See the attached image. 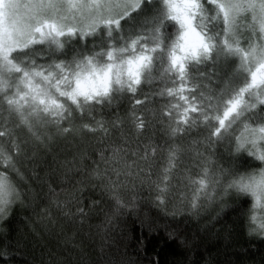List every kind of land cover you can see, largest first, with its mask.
<instances>
[{"label":"snow or ice","instance_id":"1","mask_svg":"<svg viewBox=\"0 0 264 264\" xmlns=\"http://www.w3.org/2000/svg\"><path fill=\"white\" fill-rule=\"evenodd\" d=\"M156 97L169 98L158 111L151 107ZM18 128L26 138L17 137ZM194 131L202 139L192 143L208 155L196 152L201 179L191 181L187 209L199 213L218 199L223 207L229 195L248 197L251 208L241 215L250 234L264 237V216L254 214L264 208V184L223 181L240 159L250 161L246 169L264 163V0H0V221L24 202L11 174L23 180L18 158L27 147L35 155L54 136L86 135L101 145L90 177L116 211L136 206L138 182L175 217L185 201L173 191L183 151L177 141ZM218 145L226 146L230 167L213 160ZM158 151L164 164L154 176ZM86 159L82 150L61 167L66 175L80 171ZM113 161L122 164L111 169L116 180L109 175ZM129 183L133 195L125 201L119 189ZM84 190L76 181L65 200L54 202L81 224ZM9 259L8 245L0 246V260Z\"/></svg>","mask_w":264,"mask_h":264},{"label":"trees","instance_id":"2","mask_svg":"<svg viewBox=\"0 0 264 264\" xmlns=\"http://www.w3.org/2000/svg\"><path fill=\"white\" fill-rule=\"evenodd\" d=\"M239 80L238 77L236 82ZM168 102L169 98L156 97L151 107L158 111ZM124 110L122 105L121 114ZM12 123H15L14 117ZM16 135L27 137L23 128L16 129ZM201 139L194 131L177 141L183 151L172 173V182L176 185L173 191L185 201L184 210L175 217L157 208L152 203L153 194L138 182L136 206L116 211L111 196L101 191L98 180L90 177L92 162L99 161L94 149L101 145L87 135L82 139L54 136L46 147L38 146L35 155L28 146L18 158L23 180L11 174L24 192V202L16 203L8 218L0 223V246L8 245V264H120L121 260H131L132 264H264V237L250 234L251 222H246L241 215L242 208H251L250 198L236 199L229 195L223 198V207L218 199L199 213L187 209V201L194 193L191 181L201 179L196 152L208 155L202 144L192 143ZM164 140L161 126L157 124L155 141L161 144ZM115 143L119 145L120 141L116 139ZM82 150L87 151L89 159L83 161L80 171L66 175L62 162ZM110 155L106 150L105 156ZM128 159L132 157L129 155ZM213 160L230 167L231 157L226 146H217ZM249 163L247 159H240L238 167L244 169ZM163 164V153L158 151L154 176ZM105 166L100 162L101 168ZM108 167L109 175L116 180L111 169L121 168V162L113 161ZM123 179L121 176L120 180ZM76 181H81L85 188L82 206L86 216L82 224L77 217L63 215L54 203L65 200ZM119 194L127 201L133 195L131 183L121 187ZM200 202L204 203L202 194ZM71 207L75 211L76 206ZM171 208L169 203L168 211ZM0 264L4 261L0 260Z\"/></svg>","mask_w":264,"mask_h":264},{"label":"clouds","instance_id":"3","mask_svg":"<svg viewBox=\"0 0 264 264\" xmlns=\"http://www.w3.org/2000/svg\"><path fill=\"white\" fill-rule=\"evenodd\" d=\"M233 180L245 183L260 182L264 184V163L257 162L253 168L238 169L234 174H228L223 177L225 183ZM253 203H255L254 199ZM262 203H264V200H262ZM260 210L264 211V208H260Z\"/></svg>","mask_w":264,"mask_h":264},{"label":"rangeland","instance_id":"4","mask_svg":"<svg viewBox=\"0 0 264 264\" xmlns=\"http://www.w3.org/2000/svg\"><path fill=\"white\" fill-rule=\"evenodd\" d=\"M16 204H14L13 205V207L15 206ZM12 207V208H13ZM254 214L255 215H257V217L259 218V217H261V216H264V211H261L259 208H256L255 210H254ZM2 221H0V223H1Z\"/></svg>","mask_w":264,"mask_h":264}]
</instances>
